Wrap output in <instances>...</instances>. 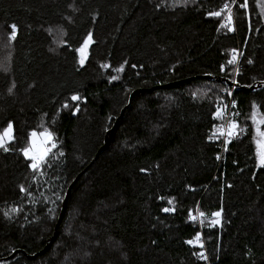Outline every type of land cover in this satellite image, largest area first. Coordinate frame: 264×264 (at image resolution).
Here are the masks:
<instances>
[{
  "label": "trees",
  "instance_id": "1",
  "mask_svg": "<svg viewBox=\"0 0 264 264\" xmlns=\"http://www.w3.org/2000/svg\"><path fill=\"white\" fill-rule=\"evenodd\" d=\"M244 3L0 0V133L11 123L13 137L0 146V260L44 250L88 168L48 250L0 264H199L187 241L198 233L190 213L201 212L211 264H264L252 123L254 110L264 115V89L234 91L238 128L223 149L215 113L227 88L197 79L233 78L240 51L237 84L264 83V15L258 0ZM45 130L56 146L33 170L21 150Z\"/></svg>",
  "mask_w": 264,
  "mask_h": 264
},
{
  "label": "snow or ice",
  "instance_id": "2",
  "mask_svg": "<svg viewBox=\"0 0 264 264\" xmlns=\"http://www.w3.org/2000/svg\"><path fill=\"white\" fill-rule=\"evenodd\" d=\"M233 2H235V0H233ZM240 7L246 8L247 0H245V3L241 4ZM225 8H227V5H225ZM210 15L220 16L221 13L213 12V13H210ZM226 19H227L226 26H228L229 31H232L233 29L231 25L233 21H232L231 14H229ZM11 28H12V31L9 36L10 40L14 39L16 36V26L12 25ZM91 42H92L91 33H89L88 37L84 40L83 44L78 49H76V51L80 55L81 64H83L84 60L86 59L87 49ZM234 62H235V56H233L232 60H230L229 63H234ZM104 67H107V65H104ZM113 79H116V77H113ZM77 99H78L77 96L72 97V100H77ZM233 104H235V102H233ZM253 107L255 108V106ZM215 115L217 117H221L223 115V110L220 108H217ZM252 122L254 125H256V129H255L256 135L253 137V140L255 143V155L257 159L259 160L260 164L264 165V130H262L264 129V115L258 117L256 112L253 111ZM237 128H238V124L235 121H230L228 124V128H227V135L229 136L236 135ZM221 134H224L223 130H221ZM12 138H13L12 137V124L9 123L7 128H5L2 133H0V146H3L6 141H10ZM49 144L51 145V148H55L56 146L55 143L53 142V137H52L51 132H48L47 130H45L44 132H41L39 134L36 133L35 131L30 133L29 146L23 148L21 151L23 152V155L25 156V158L31 160L30 167L33 170L38 169L41 163L45 161V158L48 156L49 152L51 151V148L48 147ZM4 150L7 151V148H5ZM21 190L23 191V189ZM169 203H171V201H169ZM164 211H170V209L166 208L164 209ZM199 215L203 216L204 213L201 212L199 213ZM220 215L221 213L219 211L212 213V216L217 218L212 221L213 224L219 223ZM190 218L195 219L194 216H191V213H190ZM195 240L196 241L200 240L199 233H197ZM187 243L192 244L193 240H189L187 241ZM202 246L203 245H201V247Z\"/></svg>",
  "mask_w": 264,
  "mask_h": 264
},
{
  "label": "built area",
  "instance_id": "3",
  "mask_svg": "<svg viewBox=\"0 0 264 264\" xmlns=\"http://www.w3.org/2000/svg\"><path fill=\"white\" fill-rule=\"evenodd\" d=\"M235 6L236 4H234L232 7L224 8L226 15L222 21V25H226L227 23L226 18L228 17L229 14L233 16L232 23L235 24ZM239 59H240V51L235 55L236 72L233 78L231 79L232 82H235V83H236L237 72L238 70L241 69V65H239ZM234 91H235V88L232 87V88H227L226 91L223 93L224 97H223L222 103L221 105L218 106V108L223 110V115L221 117L216 116V118L221 122V130H223L224 132V134H221V130H220V134L222 136V142H223V149H224V144L226 140L229 138V135H227L228 124L230 121H232L233 112L235 111L237 107L236 101L234 100V97H233ZM233 102H235V104H233ZM192 222L193 224H195V226L198 229V233L200 234V240L196 241L194 239L193 243L191 244L194 249L193 257L195 261L198 262L199 264H211L207 241L204 235L199 213H197V215L195 216V219H192ZM201 245L203 246L201 247Z\"/></svg>",
  "mask_w": 264,
  "mask_h": 264
},
{
  "label": "water",
  "instance_id": "4",
  "mask_svg": "<svg viewBox=\"0 0 264 264\" xmlns=\"http://www.w3.org/2000/svg\"><path fill=\"white\" fill-rule=\"evenodd\" d=\"M197 79H205L207 81H210V82H214V83H220L222 84L224 87L226 88H232L234 87L235 90H245V91H255V90H260V89H264V83H261L259 84L258 86H253V87H250V88H244V87H241L239 84H235L232 82L231 79H223V78H220V77H216V76H211V75H208V76H202V77H198ZM141 92V90H138V91H134L131 95H130V100H129V104L127 105V107L122 110L121 114H120V117L116 120L115 122V125L114 127L109 130L107 133H106V136H105V140H104V144L103 146L99 149V151L97 152L96 156L94 157V159L92 160L91 164H94L99 156L104 153L110 146L111 144V139H112V135H113V132L116 128V125L118 124L119 120L123 118L124 116V113H125V110L127 108L130 107L131 105V101L133 99V97H135L136 95H138L139 93ZM88 169V168H87ZM87 169L81 173L78 178L71 184V186L68 188L67 190V193L65 195V199L63 201V204H62V210H61V214H60V217H59V220H58V223L56 225V228H55V231H54V234L51 238H49V240L47 241V245L46 247L44 248V250H42L41 252H39L38 254L36 255H33V256H30L28 255L27 253L25 252H22V251H15L13 252L9 257L7 258H4V259H1L0 260V263L1 262H5V261H9L11 259H13L17 254L21 253L23 254L28 260H32V259H35L38 255H42L44 254L48 248L50 247V245L52 244V242L55 240L56 236H57V232H58V229H59V226L62 222V220L64 219V216H65V212H66V208H67V205H68V201H69V197L71 195V191L73 189V187L76 185V183L78 182V180L80 179V177L87 171Z\"/></svg>",
  "mask_w": 264,
  "mask_h": 264
},
{
  "label": "rangeland",
  "instance_id": "5",
  "mask_svg": "<svg viewBox=\"0 0 264 264\" xmlns=\"http://www.w3.org/2000/svg\"><path fill=\"white\" fill-rule=\"evenodd\" d=\"M234 5V4H233ZM258 6H259V8H260V10H261V13L264 15V0H258ZM235 8H236V6H235ZM235 12H236V10H235ZM226 15V14H225ZM233 17V16H232ZM235 23H236V18H235ZM59 36H61V34L59 35ZM61 38V37H60ZM60 38H58V40L57 41H60ZM7 41H10V39L9 38H7ZM56 41V42H57ZM57 47V45H54V48H56ZM58 48V47H57ZM0 59H1V61H5V57H0ZM232 79V78H231ZM233 83H235V82H233ZM237 83V82H236ZM235 83V84H236ZM222 96H224L223 95V93H222ZM255 111V110H254ZM256 114H257V116L259 117L260 115L256 112ZM253 123V122H252ZM253 126H254V130L256 129V125H254L253 124ZM262 130H264V129H262ZM255 135H256V132H255ZM9 141H6L5 143H4V145H6L7 143H8ZM3 145V146H4ZM48 147H50L51 148V145L49 144L48 145ZM53 149L54 148H51V151H53ZM50 153V152H49ZM47 158V157H46ZM45 158V159H46Z\"/></svg>",
  "mask_w": 264,
  "mask_h": 264
}]
</instances>
